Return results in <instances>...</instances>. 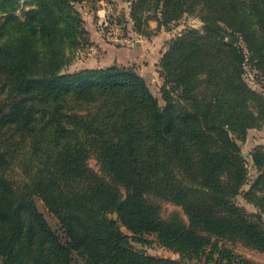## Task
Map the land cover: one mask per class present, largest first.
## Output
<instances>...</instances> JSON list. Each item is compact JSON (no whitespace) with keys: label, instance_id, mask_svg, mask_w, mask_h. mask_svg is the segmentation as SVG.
<instances>
[{"label":"trees","instance_id":"1","mask_svg":"<svg viewBox=\"0 0 264 264\" xmlns=\"http://www.w3.org/2000/svg\"><path fill=\"white\" fill-rule=\"evenodd\" d=\"M72 3L32 0L19 15L0 0V264H253L225 243L264 253V146L245 190L238 142L264 120L244 77L250 60L264 81V0L132 1L137 31L145 4L158 27L186 3L203 23L160 58L163 105L133 68L63 71L86 33ZM164 203L178 210L163 216ZM151 234L179 259L132 246Z\"/></svg>","mask_w":264,"mask_h":264},{"label":"rangeland","instance_id":"2","mask_svg":"<svg viewBox=\"0 0 264 264\" xmlns=\"http://www.w3.org/2000/svg\"><path fill=\"white\" fill-rule=\"evenodd\" d=\"M32 0H18L14 12L21 15L23 10L31 8ZM133 0H72V6L83 19V27L86 30L85 38L77 46L68 52V60L63 71H74L83 68L106 67L113 64L126 66L135 69L147 80L152 92L158 97L160 104H164L162 97V86L165 84V74L160 69V58L166 50L168 44L181 34L185 29L194 27L201 29L202 20L196 6L185 4V9L172 18L166 25L158 27V23L153 14H157L154 8L149 5H139L135 12L137 14H151L150 18L140 20V29L136 30L137 22L131 16V5ZM98 9V10H97ZM136 23V24H135ZM228 35V31L225 32ZM138 43V44H137ZM96 63V64H95ZM244 77L249 86L254 89L264 101V81L259 72L250 60L244 65ZM255 111L260 105L257 101H251ZM243 155L246 158L248 168V179L243 185V189H248L257 174L253 164L251 153L259 146H264V120L259 126L251 127L242 138L238 139ZM88 163L97 169L96 160L91 157ZM237 201L242 203L249 211H254V207L242 196H237ZM38 209L43 213L50 226L57 232H61L57 218L48 211L40 199H36ZM178 207L164 203L162 205V215L167 216ZM123 231L131 236H135L126 228ZM150 242L142 244L133 238L130 240L132 246L143 250L146 253L179 259V253L165 247L156 240L154 235H146ZM236 253H239L251 260L253 264H264V253L254 248L243 245L240 242L231 244L225 243ZM75 260L81 264L80 257L75 255ZM187 264H214L205 258L184 260Z\"/></svg>","mask_w":264,"mask_h":264},{"label":"crops","instance_id":"3","mask_svg":"<svg viewBox=\"0 0 264 264\" xmlns=\"http://www.w3.org/2000/svg\"><path fill=\"white\" fill-rule=\"evenodd\" d=\"M98 10V9H97ZM138 44V43H137ZM96 64V63H95Z\"/></svg>","mask_w":264,"mask_h":264}]
</instances>
